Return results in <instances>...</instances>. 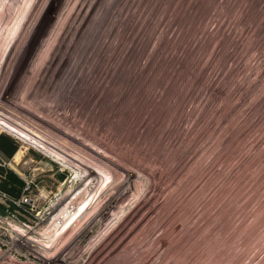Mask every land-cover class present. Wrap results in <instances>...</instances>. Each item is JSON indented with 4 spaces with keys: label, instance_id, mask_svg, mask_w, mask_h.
Segmentation results:
<instances>
[{
    "label": "rangeland",
    "instance_id": "obj_1",
    "mask_svg": "<svg viewBox=\"0 0 264 264\" xmlns=\"http://www.w3.org/2000/svg\"><path fill=\"white\" fill-rule=\"evenodd\" d=\"M245 4L0 0L22 187L0 193V264H264V7ZM131 55L172 112L141 141L96 114Z\"/></svg>",
    "mask_w": 264,
    "mask_h": 264
},
{
    "label": "bare ground",
    "instance_id": "obj_2",
    "mask_svg": "<svg viewBox=\"0 0 264 264\" xmlns=\"http://www.w3.org/2000/svg\"><path fill=\"white\" fill-rule=\"evenodd\" d=\"M174 1L175 0H165V2L170 5H172ZM245 3H246L245 10L247 12L246 14L249 13L260 14L261 13L260 11H262L261 8L264 7V0H245ZM10 12H12L11 9ZM255 30L256 32H261L262 28L259 27ZM7 35L9 34L7 33ZM132 55L130 56L131 59L130 64L124 65L123 67L120 68V73L118 74L117 78H115L112 84L109 86V88L105 90V94L102 96L103 105L96 110V114L97 117L99 118V123L103 124L104 126L105 125L109 126L108 128L113 130L115 134L120 136L125 135L126 137L131 138L135 141H141L142 134H139L140 131L138 132V129L136 130L133 128L134 124H136V126L146 127L145 125L146 119H154L156 117H159L161 114L160 118H162V121L161 120H160L161 122L157 121L152 127H150V132H151L150 135L151 134H153V136H155L156 134L159 135V132H161L162 129L164 128L163 125L161 126V124L163 123V121L165 122L167 120H170V115L172 114V112L171 110L167 111V109H164V111L162 110V113L160 112L162 102L156 100L154 97V88L157 86L158 83L156 81H150V79L148 78L145 72V68L142 67V64L139 63L138 57L135 58L136 56L134 57ZM113 91L118 93L117 97L114 95V98H112L114 94ZM119 93H121V96ZM111 106L115 107V109L112 110ZM145 114L147 115L146 119L144 117ZM163 139L164 138H161L160 139L161 141H158V143L153 144L155 145L156 149L157 148L159 149L160 147L163 146V142H164ZM81 213L82 212H80L79 214L81 215ZM76 221L77 220H74L73 223H75Z\"/></svg>",
    "mask_w": 264,
    "mask_h": 264
},
{
    "label": "trees",
    "instance_id": "obj_3",
    "mask_svg": "<svg viewBox=\"0 0 264 264\" xmlns=\"http://www.w3.org/2000/svg\"><path fill=\"white\" fill-rule=\"evenodd\" d=\"M19 150V144L10 135L0 131V193L11 201L21 198L20 177L7 164Z\"/></svg>",
    "mask_w": 264,
    "mask_h": 264
}]
</instances>
